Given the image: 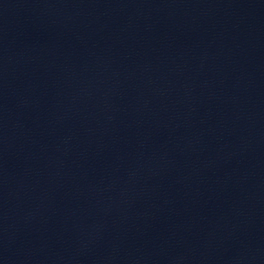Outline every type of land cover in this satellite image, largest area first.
Returning a JSON list of instances; mask_svg holds the SVG:
<instances>
[{"label":"water","instance_id":"95a60500","mask_svg":"<svg viewBox=\"0 0 264 264\" xmlns=\"http://www.w3.org/2000/svg\"><path fill=\"white\" fill-rule=\"evenodd\" d=\"M0 264H264V0H0Z\"/></svg>","mask_w":264,"mask_h":264}]
</instances>
